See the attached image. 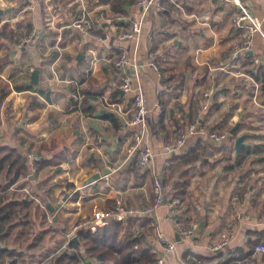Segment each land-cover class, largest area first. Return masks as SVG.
<instances>
[{"label":"crops","instance_id":"1","mask_svg":"<svg viewBox=\"0 0 264 264\" xmlns=\"http://www.w3.org/2000/svg\"><path fill=\"white\" fill-rule=\"evenodd\" d=\"M173 1L177 5L162 0L163 11L145 15L129 3L122 17L106 0H0V145L40 157L37 172L31 175L30 170L10 188L25 192L37 205L22 206L32 212L33 221L27 226L32 232L26 236L30 239L24 250L31 249L25 264H51L73 224L97 210H113L116 196L129 208L150 205L154 174L167 178L193 152H201L203 161L188 169V208L202 223L201 234L215 236L232 228L230 248L235 251L247 249L248 232L264 231V222H259L264 219V40L256 37L250 57H233L240 40L233 0ZM240 1L264 29V0ZM83 11L90 14L96 32L110 34L108 42L68 27ZM141 17L139 41H121L119 33ZM123 49L129 55L125 72L115 65ZM254 56L261 64L254 63ZM125 76L141 81L149 101L145 140L154 157L148 170L126 161L134 129L123 122L133 101V94L121 88ZM74 91L83 96L81 107H73ZM205 92L212 94L208 110L195 106ZM160 95L167 103L163 125ZM108 116L118 122L117 128ZM193 119H199L198 131L170 152L166 147L175 143L179 128ZM214 129L228 131L229 137L213 141L208 132ZM242 135L244 146L238 153L235 143ZM237 191L241 198L235 202ZM235 210L251 220L234 221ZM135 218L112 220L119 222L118 249L132 230L140 229ZM152 220L178 242L169 205ZM188 248L199 250L198 241L179 242L178 255ZM178 255L167 254L166 264H181Z\"/></svg>","mask_w":264,"mask_h":264},{"label":"built area","instance_id":"2","mask_svg":"<svg viewBox=\"0 0 264 264\" xmlns=\"http://www.w3.org/2000/svg\"><path fill=\"white\" fill-rule=\"evenodd\" d=\"M238 7V11L234 16V25L240 30V40L233 46V57L245 55L249 53L255 44L256 37L259 35L264 39V29L256 17L247 9V7L240 0H233ZM174 5L175 1L171 0ZM135 5L142 9L143 15L150 11L161 12L164 10L162 0H136ZM68 27H73L83 35H95L104 42L110 40L109 33H98L95 30V23L87 11H83L81 15L69 24ZM143 29L142 17L139 19H132L129 28L124 29L118 35L121 41H134L138 42ZM31 37L23 39L21 45L29 42ZM127 49H123L115 61V65L121 72H125L128 68ZM254 63L261 64L259 57H253ZM149 65L158 73H160L159 66L151 61ZM121 88L127 93L133 94L132 107L129 111L123 114V122L127 128L134 129V136L132 143L128 146L126 151V161H133L142 170H148L151 166L154 149L145 140V127L146 118L149 111V101L144 88L139 79L133 80L125 76L122 78ZM211 92H205L201 99L200 107L202 110L210 108ZM73 107H81L82 94L78 91L72 93ZM162 109H160V112ZM199 119L187 123L185 127H180L178 130L175 143L167 146L166 148L171 152L184 146L188 135L194 134L198 131ZM208 137L215 142L225 141L229 137V132L226 130H211L208 132ZM27 161L30 163L31 175H34L38 169L40 157L35 152H29L26 155ZM28 178V177H27ZM153 200L152 203L145 208L135 209L129 208L124 203L122 196H116L114 199L113 210H97L91 217H85L75 222L71 231L66 233V242L63 244L61 250L68 251L71 254H78L76 247L72 246L75 237V232L80 228L95 229L102 226L113 219L120 220L127 216L129 217H148L153 219L156 212L169 205L171 207V219L174 225L178 242L169 239L161 230L158 223L154 224L153 232L151 234H144L140 229L136 230V234L144 237L151 245V253L155 255L154 264H166L167 254L178 255V243L189 244L192 241H198L199 250L195 251L190 248L186 249L183 254L178 255V260L181 264H223L222 262L229 259L231 251V244L235 239V231L232 228L223 229L215 236L201 234L202 228L200 222L185 213L186 207L183 205L179 198H173L172 202L169 201L166 195V186L160 174L153 176ZM241 198V192L237 191L233 200L238 202ZM233 220L236 222H247L251 218L249 215L242 214L239 210H235ZM259 222H264L263 218ZM264 253V243L255 246L254 251L243 259L234 260L228 264H257L256 259L259 254ZM206 256H216L218 258L213 261H207ZM216 261V263H214ZM80 264H93L90 261L80 259Z\"/></svg>","mask_w":264,"mask_h":264},{"label":"trees","instance_id":"3","mask_svg":"<svg viewBox=\"0 0 264 264\" xmlns=\"http://www.w3.org/2000/svg\"><path fill=\"white\" fill-rule=\"evenodd\" d=\"M58 1L65 2L67 0ZM106 1L111 2L112 12L122 17L127 14L124 10L125 5L136 2V0ZM244 56L250 57V54L246 53ZM163 81L166 82L167 79L164 78ZM190 98L193 102L194 96L191 92ZM158 99L163 106L162 118L160 119V123L163 125L165 116L163 112L165 113L167 109V103L163 96L161 98V95ZM195 106L200 107V103L195 102ZM108 118L117 128L118 122L113 117L108 116ZM191 118L189 117V119ZM185 126L183 125V127ZM201 154V152H193L189 158L178 161L167 178L162 177L169 201L172 202L173 198H179L186 207L185 213L188 215H191L188 208V186L190 183L188 169L195 163L203 161ZM29 172L30 167L26 163V155L20 154L16 148L8 147L6 144L0 145V264H25L26 259L29 258L27 251L31 247L29 246L27 250H24V246L25 242L30 239L26 236L32 232V226L27 229L28 225L33 224V221L29 219L32 212L30 210L24 211L22 206L33 205L36 209L37 205L29 199L25 192L10 189L22 175L26 177ZM137 174L140 176V170H137ZM174 177H176V180L173 181ZM135 219L138 220L137 225L142 233L151 234L153 232L154 222L151 218L138 217ZM118 223L111 221L95 229L87 227L78 229L75 232L73 242H71L72 246L76 247L78 254L62 251L51 260V264H80V259L90 261L93 264H154L155 255L151 253L150 243L144 237L137 235L136 230H132L123 239L121 249L117 248L115 240ZM70 231L71 229L66 233ZM37 237L32 238L31 243ZM40 238L41 235L35 243ZM21 239L23 240L21 241ZM260 243H264V231L248 232L246 238L247 249H237L230 252L229 259L222 263L228 264L234 262V260L248 257L254 251L255 246ZM216 258L218 257L206 256L204 259L213 261ZM257 264H264V253L261 258H258Z\"/></svg>","mask_w":264,"mask_h":264},{"label":"water","instance_id":"4","mask_svg":"<svg viewBox=\"0 0 264 264\" xmlns=\"http://www.w3.org/2000/svg\"><path fill=\"white\" fill-rule=\"evenodd\" d=\"M37 77H38V70L34 71V73L32 74V79H33V82L34 83L37 82V79H36ZM237 127H238V125L231 130V134H234L236 132ZM244 138H245V135L240 136L237 139L236 143H235V148H236V150H237L238 153H240L242 147L244 146V143H243ZM99 177H100V174H96L94 176V179H98ZM94 179H92V181ZM200 225L202 226V223ZM176 239L179 240L178 236H176Z\"/></svg>","mask_w":264,"mask_h":264},{"label":"rangeland","instance_id":"5","mask_svg":"<svg viewBox=\"0 0 264 264\" xmlns=\"http://www.w3.org/2000/svg\"><path fill=\"white\" fill-rule=\"evenodd\" d=\"M244 4V3H243Z\"/></svg>","mask_w":264,"mask_h":264}]
</instances>
